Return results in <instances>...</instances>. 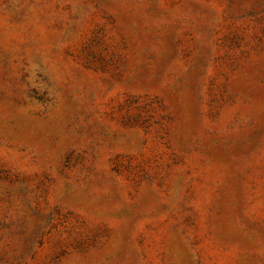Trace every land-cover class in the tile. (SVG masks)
Here are the masks:
<instances>
[{
  "label": "rangeland",
  "instance_id": "374dc122",
  "mask_svg": "<svg viewBox=\"0 0 264 264\" xmlns=\"http://www.w3.org/2000/svg\"><path fill=\"white\" fill-rule=\"evenodd\" d=\"M0 264H264V0H0Z\"/></svg>",
  "mask_w": 264,
  "mask_h": 264
}]
</instances>
